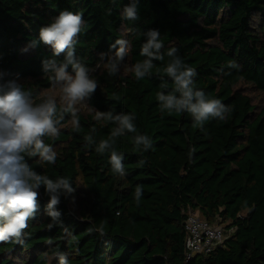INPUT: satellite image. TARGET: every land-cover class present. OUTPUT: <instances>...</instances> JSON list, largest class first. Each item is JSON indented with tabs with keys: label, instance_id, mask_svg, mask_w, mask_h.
<instances>
[{
	"label": "trees",
	"instance_id": "obj_1",
	"mask_svg": "<svg viewBox=\"0 0 264 264\" xmlns=\"http://www.w3.org/2000/svg\"><path fill=\"white\" fill-rule=\"evenodd\" d=\"M130 2L0 0V69L19 73L26 87L43 96L52 87L41 59L51 49L43 44L23 49L61 10L82 11L86 28L75 52L99 81L85 111L78 113L80 130L72 129L68 114L59 137L47 140L58 153L56 164L36 169L53 179L69 177L77 187L75 206L63 197L58 206L75 240L70 242L60 226L46 229L51 220L41 187V209L27 229L31 238L23 245L0 244V264H59L55 251L66 254L69 264H264V109L254 116L251 99L237 88L244 83L264 93V0H139V20L127 21L121 14ZM149 29L159 30L165 51L178 48L196 69L197 88L231 107L226 121L210 119L201 130L186 112H161L156 96L168 58L154 61L153 74L142 80L131 71L145 59L142 33ZM118 38L130 42V54L119 74L109 76L105 64ZM233 60L240 69L227 67ZM90 107L135 115L137 133L117 138L115 145L124 156L126 177L111 171L108 153L85 147L86 135L98 144L115 128L97 121ZM136 134L150 137L153 148L138 150ZM137 185L142 187L139 202ZM188 208L208 224L234 231L223 246L185 263ZM99 226L105 236L86 231ZM47 238L55 243L47 245Z\"/></svg>",
	"mask_w": 264,
	"mask_h": 264
},
{
	"label": "clouds",
	"instance_id": "obj_2",
	"mask_svg": "<svg viewBox=\"0 0 264 264\" xmlns=\"http://www.w3.org/2000/svg\"><path fill=\"white\" fill-rule=\"evenodd\" d=\"M138 4L139 0H131L124 6L122 18L127 21L139 20ZM85 28L82 11L61 10L48 25L39 28L38 38H33L23 49L28 51L40 44L51 49L50 56L42 57L41 69L52 89L59 91L58 98L51 94L39 96L25 86L19 73H7L0 69V244L23 245L25 239L31 238L32 234L27 229L40 212L41 187L48 198L44 211L51 220L46 229L50 231L54 226H60L70 242L75 240L72 232L63 225V214L58 206L62 197L75 206L77 187L73 186L69 177L57 176L53 179L36 169L37 166L56 164L58 153L47 140L55 141L59 137L61 125L68 114L72 129L77 132L80 130L78 106H87L99 87V81L93 78L94 69L83 63L75 52ZM142 35L147 38L140 49V55L145 59L132 65L135 79L139 81L150 77L156 67L154 61L168 58L160 75L161 91L156 96L161 112H186L192 117L194 126L201 130L210 119L226 121L231 107L220 99L210 98L195 86L198 73L179 56L178 48L170 47L165 51L158 29H149ZM110 48L115 49V52L108 57L105 67L109 76H116L130 54V42L118 38ZM105 55L100 53L101 61ZM227 67L240 69L241 66L233 60ZM169 80L172 84L170 90ZM89 110L95 112L97 121L106 120L114 124L115 128L108 139L100 140L98 144L91 134L86 135L85 147L95 145L98 154L108 153L111 171L121 178L126 177L127 172L122 163L124 156L115 150V145L117 138L137 133L135 115L114 110L101 112L91 107ZM95 131V128L91 129L92 133ZM133 141L142 152L153 148V142L147 135L136 134ZM193 151L190 149V155ZM144 164L145 161L141 159L139 166ZM141 189L140 185L135 188L137 202L142 196ZM86 231L89 234L96 232L100 236L106 235L103 226L89 227ZM45 242L49 246L55 243L52 238H47ZM53 255L59 264H69L66 254L55 251Z\"/></svg>",
	"mask_w": 264,
	"mask_h": 264
},
{
	"label": "built area",
	"instance_id": "obj_3",
	"mask_svg": "<svg viewBox=\"0 0 264 264\" xmlns=\"http://www.w3.org/2000/svg\"><path fill=\"white\" fill-rule=\"evenodd\" d=\"M184 262L197 255L208 254L223 246L233 234L234 228H226L219 224H208L189 208L184 212Z\"/></svg>",
	"mask_w": 264,
	"mask_h": 264
},
{
	"label": "rangeland",
	"instance_id": "obj_4",
	"mask_svg": "<svg viewBox=\"0 0 264 264\" xmlns=\"http://www.w3.org/2000/svg\"><path fill=\"white\" fill-rule=\"evenodd\" d=\"M237 88L251 99V103L255 107V110L253 111L254 116L258 115L259 112L264 109V93H261L253 86L244 83L239 84ZM42 94H51L53 96H56L57 98L59 97V91L52 88L43 91ZM78 107L80 111H85L86 109L84 105H80Z\"/></svg>",
	"mask_w": 264,
	"mask_h": 264
}]
</instances>
